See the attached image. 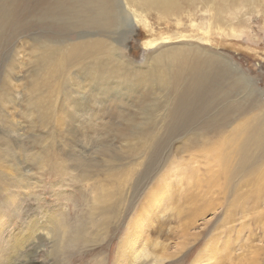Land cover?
Instances as JSON below:
<instances>
[{
  "label": "rangeland",
  "instance_id": "obj_1",
  "mask_svg": "<svg viewBox=\"0 0 264 264\" xmlns=\"http://www.w3.org/2000/svg\"><path fill=\"white\" fill-rule=\"evenodd\" d=\"M219 16L235 28L234 33L202 34L200 21L207 16L193 9L183 14L179 24L173 17L159 19L152 12L139 23L121 0H100L96 5L92 0H0V203L8 196L4 188L15 194L12 206L1 208L9 209L1 212L11 217L3 237L15 235L20 224L28 223L23 214L31 219L50 211L83 227L82 238L90 239L59 248L56 235L50 236L35 255L28 253L13 264L26 260L111 264L123 231L119 221L123 207L135 209L146 198L152 202L149 209L154 206L164 212L172 204L193 205L189 198L199 188L191 185L205 171L204 149L213 147L229 121L226 117L219 124L211 123L234 110L237 114L253 110L264 99V0H254L253 7H242L236 0ZM192 22L197 26L192 27ZM177 34L190 37L161 44L163 37ZM148 42L157 45L149 47ZM173 45L182 51H193L190 45L205 47L198 52L206 61L197 70L198 91L187 88L194 75L191 70L184 69L180 79L174 76L178 64L165 57ZM72 48L75 51L69 54ZM179 90L185 92L176 97ZM140 141L145 142L140 145ZM110 168L117 169L119 181L133 170L124 189L114 184L112 202L116 205L119 198L122 207L115 208L101 228L88 233L90 206L112 184L105 180ZM187 179L189 186H183ZM228 199L222 193L204 200L206 208L217 205V209L196 222L190 232L199 234V240L181 247L185 255L174 264H191L218 232L237 247L248 240L241 225L255 226L254 204L247 203L245 218L234 206L225 218ZM19 204L20 215L14 217L11 211ZM201 204L194 207L204 210ZM191 211L185 210L181 217L170 213L167 223L176 232L180 230L176 223ZM142 224L141 229H148L150 223ZM255 233L260 239L251 238V243L260 248L236 263L264 264V239L259 229ZM175 235L168 246L173 253L180 249L174 246Z\"/></svg>",
  "mask_w": 264,
  "mask_h": 264
},
{
  "label": "bare ground",
  "instance_id": "obj_2",
  "mask_svg": "<svg viewBox=\"0 0 264 264\" xmlns=\"http://www.w3.org/2000/svg\"><path fill=\"white\" fill-rule=\"evenodd\" d=\"M99 1L100 0H92L95 5ZM234 1L236 0H121V3L128 15L139 21V23L142 22L143 19L147 21L148 19L146 15L152 12L155 13L159 19L173 17L179 24L183 14H188V12L192 11V9L193 11L197 10L207 16L200 21L202 34L220 35L223 33L232 34L235 32V28L230 26L228 23L224 24L221 20V17L219 16L221 10L223 8H230ZM239 1L241 2L242 7H246L247 5L253 7L254 5V0ZM98 14L102 16L104 15V12H99ZM231 16L236 18V12L232 11ZM191 26L195 27L197 24L192 22ZM188 37L190 36L181 34L165 36L161 39V44H166L171 40H179L180 38L184 40ZM204 39L205 38L203 37L198 38V40L201 41ZM147 45L149 47H154L157 45V42H148ZM190 46L192 47L193 51L187 50L188 48L185 51H182V47L175 49L174 45L170 46V50L173 51H169L168 54H165V57L172 59L174 65L178 64V70L174 74V76H176L178 79L182 78V71L184 69L191 70L194 75L189 81L187 88H193L197 90L196 88L200 87L199 82L201 81L199 79L200 76L196 77L197 70L200 67L199 65L205 61V59L202 58L198 52H204L206 49L204 46L199 45ZM161 47L164 48L167 46ZM193 47L196 48L195 51ZM162 50L159 52H162ZM74 51V48H72L68 53L73 54ZM61 62L63 63V60ZM101 68L102 67H99V69ZM188 74L190 75L189 72ZM181 87H183V84ZM184 92V90H179L176 93V97L181 96ZM243 107L246 108V104H243ZM246 109L245 111L238 114L236 110L233 109L234 111L230 114H227L226 116L223 115L219 121L211 123L219 124L221 121L223 122V119L226 117H228L226 119L229 121L226 129L221 132L220 137L213 141V147H210L207 150L204 149L207 156L202 158L204 161L201 164L204 166L205 171L201 176H199L200 178L196 181V184L191 185L194 189L199 188V192L193 191L192 199L189 198V203H193L191 207H177L175 204H172V206L170 205V208L168 209L169 211L164 212V209L160 210L159 208L158 210L157 208L155 209L154 206L149 209L148 205H151L152 202L150 200V204L148 200L145 201L147 199L146 198L142 200L140 203L141 205H137L135 209H128L125 207L122 208L121 212L119 213V221L123 231L117 243L114 245L111 264H164L165 262L166 264L179 263V261H182L181 256L185 255V252L182 253L184 250L181 247L186 245L184 248L186 249L190 241L197 242L199 240V234L190 232L198 225L196 222L200 220L201 216H203L205 212H212L213 210L217 209V205L212 207L207 206L206 208L205 203L203 204L204 200L207 199L208 201L209 197H215L216 194L220 195L222 193H225L226 197L228 196L229 198L228 200H230L228 203L229 206L226 207L224 211L225 218L233 206L234 210L239 208L241 212V218H245L244 215L248 210L247 203H253L255 211V223L258 227L256 224L255 226L252 225L251 227H248V225L245 224L241 225L242 228H246V232L249 233V236H247L248 240L243 244L249 247H246L247 250L244 251L242 244H238V247L236 245L230 244V239H225L228 238V236H224L221 232L211 235L210 239H208V241L202 245L198 252V256H195V259L191 262V264H201L202 262L204 264H227L229 260L231 264H239L236 263V261L244 259L246 254L253 255L258 251V248L260 247L258 246L257 248V246H253L251 243V238L252 240H258L259 235L258 237L256 236L257 234L255 233V230L259 229L262 233L261 240L263 241L264 239V99L263 102H257L253 110H249V108ZM172 110L175 112L174 109ZM140 142L141 143H138L141 145L145 141ZM149 148L150 147H148V149ZM132 171L133 170L126 171L123 175L124 180L121 181L117 179V169L110 168L106 171L105 180L111 181L112 184L107 186L106 189H102V191L106 192V194L104 196L98 195L97 198H95V202L90 206V215L88 221L86 222L88 227L85 228L86 232L89 233L91 229L98 230L101 228L104 223L107 222V219L113 215L114 209L118 206L122 207L119 198L116 205H114L112 202L114 200L113 197L116 195L115 193H112L115 191L114 184H117L120 188L124 189L126 186L125 179H129L131 177ZM188 175L193 176L194 173H189ZM173 176H171V178ZM201 177L203 178L201 179ZM160 183L156 184L154 187L152 186L153 189H159ZM189 183L190 182L188 179L186 182H182L183 186L185 184L189 186ZM4 192V195L8 196L0 203V264H3V261H6V264H13L14 261L20 259V257L23 258L24 255L26 257V255L31 252L32 255H35V253L39 251V248H44V245H41V243L45 242V240H48L50 236L56 235V241L58 242L59 248H63L65 243L76 246L78 242L88 243L90 240L87 237L84 239L82 238L81 231L83 227H80V225L77 226V224L72 223L68 218H63V216H59L57 213L50 211L48 213L43 212L39 218L35 216L31 217V219L30 216L27 218L26 213L23 214V216L25 215L26 217L24 220H27L28 223L20 224L21 227L15 233V235H9L4 238L3 234L5 229L8 227L6 226L7 220H10L11 217H7L6 213L1 212L9 209L1 208L4 205H6V207L12 206L11 203L15 201L13 200L15 194L12 193V191L4 188ZM149 197H151V195H149L148 198ZM199 201L203 204H201L200 208L204 210H199L198 208L194 207L195 203ZM185 202L187 201L185 200ZM18 207L22 209V204H19L17 207H15L13 212L11 211L14 217H18L20 215ZM188 209L192 211L186 217L181 218L180 221L176 223L180 230L175 232V226L172 227L167 223V216L170 213L172 214L175 212V217H181L185 210L188 211ZM107 210H109L110 213ZM8 213H10V211ZM146 221L150 223L148 229H141V226L143 225L142 223ZM228 231L229 230H227V232ZM176 233L177 235L175 236L177 238V242L174 243V246H177V248L180 249L176 250L174 253L169 252V242H172L171 238ZM160 238H163L161 239V243L158 241ZM96 241L97 240L95 236L94 243H96ZM103 241L104 238L101 240V242ZM220 241L222 242L221 244H219ZM31 245L36 247L31 248V251L26 252V249H28ZM203 255L204 259H201L200 256ZM25 263L35 264L33 260H30L29 263L26 260ZM252 264H254L253 260Z\"/></svg>",
  "mask_w": 264,
  "mask_h": 264
}]
</instances>
